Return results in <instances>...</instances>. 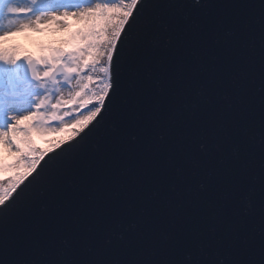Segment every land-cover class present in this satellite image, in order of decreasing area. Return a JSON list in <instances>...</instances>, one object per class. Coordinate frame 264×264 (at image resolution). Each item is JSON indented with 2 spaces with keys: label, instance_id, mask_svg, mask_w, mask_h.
Wrapping results in <instances>:
<instances>
[{
  "label": "snow or ice",
  "instance_id": "obj_1",
  "mask_svg": "<svg viewBox=\"0 0 264 264\" xmlns=\"http://www.w3.org/2000/svg\"><path fill=\"white\" fill-rule=\"evenodd\" d=\"M200 2L195 0L197 4ZM38 3L39 0H31L30 4L22 5L20 0H0V26L4 20L10 25L0 32V41L27 29L39 30L44 20L63 23V18L55 12H45ZM186 7L184 3L174 5L161 0H118L96 3L94 7L77 12L65 11L64 18L71 15L95 22L88 31L79 33L82 44L75 49L52 47L41 55H25L23 61L26 63L15 48H6L0 43V62L12 66L6 70L0 87V146L16 154L10 164L0 161V169H23L14 176L0 178V248H6L14 240L23 249L31 243L33 233L51 240L59 233L69 232L74 245L61 253L68 258L49 264H181L173 257L186 243L203 237L200 226L209 221H214L217 226L213 233L218 228L226 229L236 246L241 237L235 224H230L225 216L229 202L225 191L230 193L231 203H234L242 191L234 171L238 165H243L239 157L232 158L225 149L239 138L259 148L262 226L259 259L255 258L256 249L248 238H244V243L249 244V259L234 260L232 264H264V0H260L257 18L262 69L261 120L256 134L252 133L251 127L242 124L249 118L246 116L249 73L244 67H236L238 62L229 64L233 42L224 41L222 49H213L209 45L222 23L214 5L209 2L205 7L187 11ZM146 9L153 10L156 15L168 14L169 27L183 37L175 48L163 55L144 47L140 33L147 34L152 29ZM24 17H27L26 21ZM138 21L142 26L140 30L137 29ZM193 44H198L199 55L189 53ZM101 62L104 64L103 78H95L91 72L82 75L88 70L94 71ZM40 65L44 66L43 71L39 70ZM57 72L64 74L68 86H73L75 76L80 77L76 80L78 90L69 92L67 98L60 90L62 85L56 79ZM96 79L101 80V87L98 92L89 94L90 85ZM229 83L237 85L238 94L236 102L224 108L214 101V95L227 88ZM52 87H56L58 96ZM193 89H199L194 102ZM189 103L192 104L191 111L188 110ZM76 105L80 108L92 105V110L67 121L66 117L77 110ZM66 106H73L72 110H65ZM118 106L133 112L134 118L122 123L121 136L110 141L102 156L92 158L94 165H82L77 155L82 151L83 142L110 109ZM53 122H59V126ZM70 125L78 126L73 128V135L47 152L42 151L32 138L34 133L57 132ZM160 128L166 130L169 142L147 148L125 142L132 129L148 135ZM202 134L209 135L213 141L212 148L205 150L204 155L192 149L194 140ZM160 138L163 141L164 135ZM204 147L201 145V149ZM121 157L135 161L131 174L119 179L134 190L142 209L146 210L142 215L143 231L133 237V241L143 244L145 258L111 261L104 258L103 249H98L93 258H79L80 246L98 239L115 222L118 209L104 199L103 193L114 182L112 169ZM54 158L55 165L45 173L44 165ZM177 161L183 162L186 171L173 179L168 170ZM217 161L220 166H216ZM210 168L215 169V175L210 180L209 190L193 194V183ZM71 174L80 175V191L63 196L64 179ZM41 181H47L50 190L63 201L60 210L47 219L21 225L19 234L15 238L9 237L7 229L12 217L27 208L30 186ZM153 184H171V188L153 193L155 198H149L147 194ZM90 218L95 220L94 230L89 227ZM176 220L184 221L183 230L165 243L164 259H153V250L160 247L156 232ZM207 256L204 245H200L192 264H211L205 259Z\"/></svg>",
  "mask_w": 264,
  "mask_h": 264
},
{
  "label": "water",
  "instance_id": "obj_2",
  "mask_svg": "<svg viewBox=\"0 0 264 264\" xmlns=\"http://www.w3.org/2000/svg\"><path fill=\"white\" fill-rule=\"evenodd\" d=\"M163 3L178 5L184 3L186 11L190 9H200L207 6L209 2L214 5V11L218 14L222 23L216 35L209 41L213 49H222L224 41L233 42V50L229 59V64L236 67H244L248 73V109L246 118L242 121L244 127H251L252 133L256 134L260 130L261 120V42L259 36V24L257 18L260 10V0H201L199 4L195 0H161ZM169 11H175L170 9ZM148 19L151 22L152 29L144 34V47L157 54L163 55L167 50L175 48L183 37L169 27L170 16L168 14L156 15L153 10H145ZM194 20V18H192ZM251 25V28H249ZM141 24L137 22V29H141ZM191 55H199L198 44H193L189 49ZM62 72H57V76ZM238 83V82H237ZM199 89H193L192 101L196 99ZM124 94H127L125 88ZM237 85L229 83L228 87L219 90L214 95V101L228 108L236 102ZM123 98H121L122 100ZM188 110H192V104L189 103ZM134 113L126 111L123 107L110 109L105 119L101 121L96 130L91 133L83 142L82 151L77 155V159L82 165H94L93 157L102 156L109 147L113 138L122 134V123L127 119L134 118ZM163 128L153 130L150 134L145 135L136 129H132L126 137V143L129 145H141L147 148L149 145H157L169 142L168 136ZM164 135V140H161ZM136 139L133 140L132 137ZM78 140L79 137H76ZM68 140V139H67ZM258 141V136H256ZM66 141V140H65ZM213 141L207 134L197 136L192 144V149L204 155L205 150L212 148ZM204 145V149H201ZM55 149V148H53ZM227 154L232 158L239 157L241 165H238L234 171V177L239 182L242 191L234 203H231L230 193L225 191L228 197V203L225 207V216L230 224L234 223L239 231L241 241L233 246L230 233L226 229H216L214 221H209L200 226V231L204 234L198 240H192L186 243L176 254L181 264H192L197 258L200 245H204V250L208 253L205 257L211 264H232L234 260L241 262L249 259L248 243H244V238L256 249L255 258L259 259V241L261 229V216L259 207L261 204V194L259 192V148L242 142L236 138L230 146L225 149ZM164 157H162L163 159ZM47 159V157H46ZM56 163L55 158L49 160L45 167L47 173ZM43 164V162H42ZM220 166V161L216 162ZM135 167V161L126 157H121L119 164L112 169L114 182L103 193L106 201L115 205L118 209L116 212L115 222L99 238L86 242L80 246L79 258H93L98 249L105 250V259L111 261H123L130 258H145L142 255L143 244L133 241L137 233L143 231L142 215L145 209L137 200L134 190L128 185L120 182L121 177L131 174ZM179 169V171H178ZM186 171L182 161H177L176 165L168 170L171 178L175 179L178 175ZM215 175V169L210 168L209 172L205 171L199 180L192 185V192L206 193L209 190L210 180ZM81 188V177L79 174H71L65 177L62 187V195L70 196L78 193ZM171 188V184L161 186L153 184L148 192L149 198L153 193L159 194ZM253 189V190H249ZM30 200L27 208L18 212L12 217L8 225V235L15 238L20 231L21 225L31 220L47 219L60 210L63 201L59 199L51 190L47 181H41L30 186ZM89 227L95 229V220L89 219ZM184 228L183 220L165 224L156 232L155 238L159 241L160 247L154 249L153 259L160 260L165 258L166 246L174 234H179ZM74 240L69 232L57 234L51 240L47 236L33 233L31 243L25 248H20L13 241H10L6 248H0V262L3 264H20L24 261H37L38 264H49L50 261H59L68 257L61 253L73 247ZM223 260V261H222Z\"/></svg>",
  "mask_w": 264,
  "mask_h": 264
},
{
  "label": "rangeland",
  "instance_id": "obj_3",
  "mask_svg": "<svg viewBox=\"0 0 264 264\" xmlns=\"http://www.w3.org/2000/svg\"><path fill=\"white\" fill-rule=\"evenodd\" d=\"M31 0H20V3L23 4H30ZM80 4L78 7L76 5ZM118 2V0H63L62 2H59L57 5V9L55 13L57 16L63 18V23L59 22H49L46 20V28L44 31H38L34 29L32 30L33 38L29 39L28 41H25V46L22 48L19 45H15L13 47H10L8 45L4 46L6 48H15L18 52V54L21 56V60L23 63H26V61H23V57L28 54L32 55H41L48 51V49L52 47H63L66 49H75L79 47L82 44V38L79 35L81 31H88L92 26L94 21L86 20L77 16H68L66 18L63 17V14L65 11H71V12H77L81 11L84 8L94 7L96 3H115ZM127 2V0H125ZM62 9H64L62 11ZM25 21L27 20V17L23 18ZM100 24L103 22L100 21ZM3 24L7 29L10 27L8 25L7 20L3 21ZM39 29H42L41 26ZM26 32V30H24ZM11 65L6 64L5 62H0V87L3 86V79L6 76V70L8 68H11ZM104 67L103 62H101L99 65L96 66L95 70H88L82 75H87L89 72L95 77V78H103L104 72L102 71ZM39 70L43 71L44 66L40 65L38 66ZM57 80L61 81L62 87L60 88L61 91L64 92L65 97L67 98V94L69 92L77 91L79 88V85L76 84V80L80 79L79 76H75L73 79V86H68L66 82L64 81V74L60 73L57 78ZM92 87V88H91ZM101 87V80L96 79L92 85H90V92H98ZM52 91L55 93V95H59V92H57L56 87H52ZM73 106H66L65 110H72ZM76 107V111L73 112L72 116L66 117L67 121H72L77 118H79L80 115H87V113L92 110V105H89L86 108H80L79 105L74 106ZM55 126H59V122H53ZM78 127L75 125H70L68 128H61L60 131L57 132H49L46 134H40V133H34L33 134V140L35 141L36 145L39 146V148L42 151H48L49 149H53L56 147L57 143H60L62 141H65L68 139V137L73 135V128ZM16 158V154L12 152H8L3 146H0V161H3L5 164L12 163ZM17 171H23V169H0V178H6L11 177L16 174Z\"/></svg>",
  "mask_w": 264,
  "mask_h": 264
},
{
  "label": "bare ground",
  "instance_id": "obj_4",
  "mask_svg": "<svg viewBox=\"0 0 264 264\" xmlns=\"http://www.w3.org/2000/svg\"><path fill=\"white\" fill-rule=\"evenodd\" d=\"M62 1L63 0H39L38 7L43 9L45 12L51 14L52 12L56 11V9H57L56 7H57L58 3L62 2ZM76 5L78 7L80 6V4H77V2H76ZM63 10L64 9H62V11ZM68 12L71 13V11H68ZM37 14H39V13H37ZM69 16H71V15H69ZM41 28L42 29H39L38 31H40V30L44 31L45 30L46 20L41 22ZM6 30H7V27H5L3 22H2V26H0V32L6 31ZM33 33H35V31ZM33 33H32V30L27 29L26 32L21 31V32L15 33L14 35L8 36L3 41H0V43H2L3 46L8 45L10 47H13L15 45H19L21 47V50H22V48L25 46L24 40L28 41L29 39L33 38Z\"/></svg>",
  "mask_w": 264,
  "mask_h": 264
},
{
  "label": "trees",
  "instance_id": "obj_5",
  "mask_svg": "<svg viewBox=\"0 0 264 264\" xmlns=\"http://www.w3.org/2000/svg\"><path fill=\"white\" fill-rule=\"evenodd\" d=\"M92 88V87H91Z\"/></svg>",
  "mask_w": 264,
  "mask_h": 264
}]
</instances>
